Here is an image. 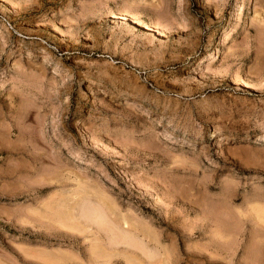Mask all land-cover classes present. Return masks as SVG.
<instances>
[{
  "label": "rangeland",
  "instance_id": "1",
  "mask_svg": "<svg viewBox=\"0 0 264 264\" xmlns=\"http://www.w3.org/2000/svg\"><path fill=\"white\" fill-rule=\"evenodd\" d=\"M0 264H264V0H0Z\"/></svg>",
  "mask_w": 264,
  "mask_h": 264
},
{
  "label": "bare ground",
  "instance_id": "2",
  "mask_svg": "<svg viewBox=\"0 0 264 264\" xmlns=\"http://www.w3.org/2000/svg\"><path fill=\"white\" fill-rule=\"evenodd\" d=\"M121 14V13H120ZM125 14V13H124ZM123 14V15H124ZM125 18V17H124ZM203 138V137H202ZM99 217V216H98ZM227 218H228V216H226ZM127 234V233H126ZM128 238V237H127ZM130 238V237H129ZM125 239V238H124ZM130 242H132V240L130 241ZM131 244V243H130ZM142 247V246H141ZM142 254H144V253H142ZM153 254V253H152ZM153 257V256H152ZM150 258V257H149ZM150 263V262H149Z\"/></svg>",
  "mask_w": 264,
  "mask_h": 264
}]
</instances>
